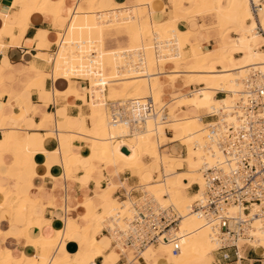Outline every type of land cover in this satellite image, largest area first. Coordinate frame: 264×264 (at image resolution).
<instances>
[{"label":"bare ground","instance_id":"bare-ground-1","mask_svg":"<svg viewBox=\"0 0 264 264\" xmlns=\"http://www.w3.org/2000/svg\"><path fill=\"white\" fill-rule=\"evenodd\" d=\"M104 1L111 3L107 10L100 7V0H78L74 8H71L72 4H68L69 0L16 1L23 7L17 14L23 39L30 18L35 13L53 16L54 27L57 29L64 28L66 24L64 33L56 35V54L45 52L48 49L42 53L45 61L52 65L51 70L46 72L32 64L33 70L38 77L51 75L54 83L68 85L77 82V79L89 81L92 89L91 100L87 97L88 88L82 90L84 87L81 89L78 82L77 95L84 105L90 107V113L86 115L81 112L77 119L67 121L64 120L67 117L65 108H60L57 113L50 112L38 126V130L45 131V135L37 148L26 134L17 130L5 131L3 139L0 140V170L7 171L4 157L8 155L13 158V165L20 167V171L30 173L26 185L28 189L33 186L32 180L44 173L54 174L56 178H73L79 181L73 173L81 168H74L69 157L70 149L74 151L75 143L81 142L80 151H74L76 159L81 162L85 160L89 164L81 171L91 177L97 187H102L100 179L106 178L105 168L102 170L99 163L104 166L113 164L115 168H111L114 174L109 176L120 174L123 168L128 167L134 175L142 178L139 168L143 164V158H147L152 161V167L147 172L150 178L145 183V191L154 195L161 204L173 206L182 217L178 230L182 250L175 255L167 242H161L157 246L146 247L138 256L144 264H215V251L218 248L215 234L203 218L192 212L193 204L200 193L195 191L191 194L189 189L194 185H199L202 189L201 169L205 163L213 162L212 157L205 153L204 147L208 129L217 120L205 122L204 118L232 112L234 101L244 91L243 79L247 73L253 70L264 71V4L258 16H255L249 0H171L167 15L172 17L159 23L154 20L153 0L151 5L142 4L144 0H134L133 5H128L127 1ZM197 9L205 10L210 13L208 15L213 14L215 19L220 20L214 27H207V31L218 34V41L212 48L202 47L198 43L192 48H186L182 56L178 55L187 40L195 37L200 41L206 33L203 23L190 26V18ZM111 12L117 14L112 19L109 16ZM143 12L146 14L143 15ZM99 13L100 18L97 15ZM8 21L9 16L0 14L2 24L6 25ZM107 27L127 30L132 47L129 52H142L146 62L144 70L143 67L139 70L129 69L125 74L119 75L118 69L113 77H104L103 41L84 45L78 38L83 34L104 33ZM173 36L179 50L173 53L167 50L158 52L154 46L155 38L169 39ZM2 46L0 45V51ZM50 46L47 39L45 47ZM4 73L5 70L1 68L0 76ZM115 77L120 85L123 82L122 86L112 85ZM143 84L149 86L148 91L143 89ZM166 84L178 91V96L168 102L163 101L162 88ZM196 86L199 89H191ZM60 92L58 87H54L55 94ZM221 93L225 97L218 98ZM125 98L149 103L152 113L163 112L165 109L168 117L166 120H162L161 116L155 120L150 119L144 130L130 133L127 126L110 121L107 105L108 100ZM84 119L90 121V128L82 125ZM52 121L56 123L55 128H51ZM168 132L172 134L170 137ZM126 136L128 137L125 139ZM48 143L54 147L47 149ZM52 157L60 159L55 162ZM23 164H30L38 171L24 168ZM116 186L108 183L101 195L102 201L109 208L99 212L91 203L88 204L89 222L85 227H76V231L81 234L80 252L71 255L65 249L66 242L78 240L75 232L69 229L72 227L70 222L63 221L62 228H57L53 235L40 233L48 223L42 217L35 216L37 210L44 209L43 203L0 185V209L12 210L15 219L23 215L36 217L33 229L26 226L14 237L25 239L37 252L36 255L23 254L17 258L11 250L1 249L0 264H90L88 255L94 259L103 257L104 264H111L108 256L112 252L118 255L117 263L120 259L118 247L113 246L111 237L102 233V225H111L112 218L117 213L127 214L132 209L133 201L129 197L119 206L118 198L113 196ZM231 211L238 213L241 210L233 207ZM255 220L258 242L254 247L259 256H262L264 264V232L260 231L258 219ZM1 232L0 229V235ZM5 235V239L12 237L10 232ZM50 250L58 252L55 251L50 257ZM126 258L127 264L139 263L138 257L132 251L126 254Z\"/></svg>","mask_w":264,"mask_h":264},{"label":"built area","instance_id":"built-area-1","mask_svg":"<svg viewBox=\"0 0 264 264\" xmlns=\"http://www.w3.org/2000/svg\"><path fill=\"white\" fill-rule=\"evenodd\" d=\"M249 1L253 14L258 16L264 0ZM97 15L100 18V13ZM115 15L114 12L109 14L111 19ZM154 46L158 52L179 50L174 36L169 39L156 37ZM57 50L58 44L55 43L49 53L55 55ZM121 60L119 75L129 69L143 67L141 51L125 52ZM83 81L90 88V82ZM243 87V93L233 103L232 112L204 118L217 120L208 129L204 147L213 162L205 163L201 169L202 189L199 185L189 189V192L195 190L200 193L192 212L203 218L215 234L218 246L215 264H242L246 256L241 254L245 255L246 248L255 251L254 246L258 242L255 218L260 224V231L264 232V71L248 72L243 79ZM87 97L91 100V94ZM107 105L110 121L127 126L130 133L144 130L150 119L161 116L162 120H166L168 117L165 109L152 113L149 103H140L132 98L108 100ZM134 192L138 196L132 209L125 215L117 213L111 225L102 231L112 238L113 246L118 247L120 259L116 264H127L126 254L130 251L138 257V264H144L138 256L139 252L161 242H167L172 253L177 255L182 250L178 235L182 220L180 214L173 206L161 204L143 186ZM233 207L241 211L233 213ZM260 262L262 256L257 261Z\"/></svg>","mask_w":264,"mask_h":264},{"label":"crops","instance_id":"crops-1","mask_svg":"<svg viewBox=\"0 0 264 264\" xmlns=\"http://www.w3.org/2000/svg\"><path fill=\"white\" fill-rule=\"evenodd\" d=\"M16 1L17 0H0V14L9 16V21L6 25L0 22V45H3L0 51V67L5 70L4 75L0 76V94L2 95V98H0V140L3 139L5 131L17 130L19 133L26 134L27 138L30 137L37 148L41 144V138L45 135V131L38 130V126L41 124L44 116L51 113H57L60 108H65L67 111V117L64 120L69 121L77 119L81 112L83 114L87 112L88 109L86 108V105L79 100L77 92L79 89L78 83L80 84L81 89L84 87L82 90H86L88 86L83 80H77L78 83L71 82L66 85L64 83H54L52 78H50L44 83L45 89L51 91L50 96L47 91L42 92L43 88H39L43 85L42 81L39 82V80L36 79L30 82L28 89L24 88L20 92H16L17 90L13 88V85H16V83L19 82H25L29 78V75L33 73L37 75L33 70L34 64L37 68L46 72L51 70V65L45 61L46 58L42 53L44 52L43 49L47 39H49L51 46L50 49L45 52L49 53V51L54 49V44L57 41L56 35L59 32V29L57 30V28L54 27L55 19L53 16L35 13L30 18L29 26L23 39L21 37L22 29L18 26L19 23H17L19 22L17 14L22 11L23 7ZM51 1L58 2L60 0ZM117 1L125 3L126 1L129 2L131 0ZM77 2L78 0H69L68 4H72L71 8H74ZM100 2L102 5L100 7L103 10H107L111 6V3L108 1L105 2L104 0H100ZM106 4L107 6H105ZM170 4L171 0H153L152 10L156 22L161 23L168 19V17L169 19L172 17L171 15H167V13L170 12ZM63 16L66 18V15ZM189 22L191 24L190 26L194 23H200L198 19H193ZM78 39L84 43V45H89L88 42L103 41V51L105 55L103 75L105 78H111L117 73L116 71H118V68L122 63V54L132 50L128 34L104 35V33H92L89 35L83 34ZM110 41L115 44L112 49L107 48L108 42ZM143 62L142 70L146 68V62L144 60ZM117 80L118 78L115 77L112 81L113 84L117 83ZM54 87H58L61 92L55 94ZM162 90L164 95L163 98L167 101L178 96V91L171 85H164ZM58 95L65 96V103H60V99H57ZM57 103L58 105H56ZM86 120L88 119L83 120V126ZM50 125L51 128H55V121H52ZM81 145V142H76L74 151H80ZM53 147L54 145L51 143L46 144L47 149H52ZM74 151L73 149H70V164L74 168H87L89 165L88 162L85 160L82 162L78 161ZM4 159L7 165V171L4 169L0 170V174L4 173L3 176H0V185L15 193L18 192L21 195H28L34 200H40L43 203L44 209L37 210L35 216L42 217L43 221H48V223L43 227V230H41L40 233L47 236L53 235L57 228H62L63 221L66 220V223L70 222L72 227H69V229L73 230V233L75 232L78 241H67L65 249L71 255L75 253L78 254L80 252L79 245L81 242V234L79 231H76V227H85L89 222L88 204L91 203L97 210L94 199L98 198L101 203V211L109 208V205L102 201L101 195L103 194L104 188L108 185V177H119L120 174L109 176L107 170H104L106 178L101 181V186L103 188H99L96 186L94 180L91 177L86 176L83 171H80L77 175L76 171L73 173L79 181H75L73 178H56L54 174L44 173L42 176H36L32 180V188L28 189L26 187L27 182L30 179V176L27 174L28 172L25 173L23 170L20 171V167L15 164L13 165L14 160L10 156L5 155ZM59 159V157H52V160L55 162ZM23 165L24 168L26 167L31 171H38V169L36 170V168L30 164ZM7 176H12L14 181L6 179ZM132 178L133 177L130 176L129 173L120 176L119 182H122L120 186L121 190L114 194V198L127 197L128 193L123 186V182H127V184L132 187L135 184ZM96 190L101 191V193L96 194ZM35 216L34 218H36ZM0 219L2 220L0 223V229L2 231L0 235V250L9 249L17 258L21 257L23 254L36 255V250L28 245L25 239H15L14 237V235H17L19 231L26 226L33 229L35 227V222L26 221L25 224L22 222L17 226H13V221H18L20 218L15 219L13 211L7 208L0 210ZM7 232H10L12 237L5 239V234ZM244 256H246V261H243L242 264H256L259 259V254L254 250L246 251ZM108 257L110 262H112L111 264H114L117 261L118 255L117 253L112 252L109 253ZM87 260L90 264H104L103 257L94 259L91 255H88Z\"/></svg>","mask_w":264,"mask_h":264},{"label":"rangeland","instance_id":"rangeland-1","mask_svg":"<svg viewBox=\"0 0 264 264\" xmlns=\"http://www.w3.org/2000/svg\"><path fill=\"white\" fill-rule=\"evenodd\" d=\"M75 1V0H74ZM148 2V3H147ZM128 3V2H127ZM133 3H135V1L134 0H131V1H129V3H128V5H133ZM144 3V5L146 4V5H149V3H150V5H151V0H144L143 2H142V4ZM146 9V8H145ZM203 12H206V13H203ZM196 13L198 14V15H196ZM201 13H203L202 15H201ZM146 13L145 12H143V15H145ZM208 14H210L209 12H207V11H203V10H198L197 9V11H195V14L194 15H192V17L190 18V20L192 21L193 19H198L199 20V22L202 24L203 23V25L205 24L206 25V27H205V25H204V29L206 30V31H204V33L205 34H203L202 35V38L200 39V41H198V39L197 38H190L189 40H187L186 41V43L187 44H185V47H183V48H181L180 49V54H178V55H181L182 56V54H183V52L186 50V48H192V47H194V45L196 46L198 43L199 44H201L202 45V47H208V48H212V46L213 45H215L216 43H217V41H218V34L216 33V32H210V31H207L208 29H207V27L208 28H212V27H214L215 26V24H217L220 20L219 19H215V17H214V15L212 16H210V15H208ZM106 29V31L104 32V35H106V34H114V35H125V34H127V30L126 29H111V27H107V28H105ZM58 30V29H57ZM62 30V32H58V33H64L63 31L65 30V25H64V28H62V29H59L58 31H61ZM215 30V29H214ZM232 35H234V33H232ZM90 44V43H89ZM115 46V44L113 43V42H108V45H107V48L108 49H112L113 47ZM49 50L50 49V47L49 48H47V47H44V51L45 50ZM176 55V54H175ZM51 65V64H50ZM52 66V65H51ZM52 68V67H51ZM168 68H170V66L168 67ZM42 78H45V79H42ZM51 77H44V76H42V77H38L36 74H31V75H29V78L25 81V82H23V83H16V85H13V88H15L17 91L16 92H20L22 89H24V88H27L28 89V87H29V85H30V82H32L33 80H39V82H41L42 81V86L41 87H39V88H43L42 89V92H45V91H47L48 93H49V95H50V93H51V91L50 90H46L45 89V87H44V83L46 82V80L47 79H50ZM42 79V80H41ZM112 85L113 86H119L120 84H119V82H117V83H114L113 84V82H112ZM123 85V82H121V85L120 86H122ZM33 86V85H32ZM119 86V87H120ZM36 87V86H35ZM38 87V86H37ZM90 87H91V83H90ZM199 89V87L198 86H196V87H191V89ZM143 89H145V90H147L148 91V89H149V86L147 85V84H143ZM91 88H88V91L86 92L87 94H90V92H91ZM51 96V95H50ZM218 98H223V97H225V94H219L218 96H217ZM0 98H2V95L0 94ZM57 99H60V103L61 104H63V103H65V96L64 95H58L57 96ZM125 99H127V98H125ZM111 101H113V100H111ZM163 101L164 102H168L167 100H165L164 98H163ZM86 108L88 109L87 110V112L86 113H84V114H86V115H88L89 113H90V107L88 106V105H86ZM215 119H211V118H208V119H204V121L205 122H209V121H214ZM84 127L85 128H90L91 127V124H90V121H88V120H86L85 121V123H84ZM169 135V137L172 135L171 133L170 134H168ZM151 163V164H150ZM102 164H100L99 163V167L103 170V168H105V170H107V172L109 173L108 175H110L111 173L112 174H114V171L112 170V168L111 167H113V168H115L114 166H113V164H106L105 166L104 165H102ZM120 166V165H119ZM118 166V167H119ZM121 167V166H120ZM148 167V168H147ZM149 167H152V161H150L149 159H147V158H143V164L141 165V167L139 168L140 169V172L143 174V177L142 178H139L137 175H134L133 174V171L132 170H128V167L127 168H123V172L122 173H120V176L122 175V174H125V173H127V172H129L130 174H131V176L133 177L132 179H133V181L135 182V184L132 186V187H130V186H127L128 184H127V182H123V186H124V188L127 190V193H128V195H127V197H125V198H118V202L120 203V205L119 206H122L121 204L124 202V200H127V199H129V197H130V199H131V201H135L136 200V198H137V196H138V194L136 193V192H134V191H136V190H138L139 188H140V186H143V188L145 187V183H147V182H149L147 179L148 178H150V175H147V172L149 171ZM33 170V169H32ZM151 170H152V168H151ZM24 171V170H23ZM35 171V170H34ZM81 171V169L80 170H78L77 171V173H76V175L79 173ZM119 172H121V171H119ZM84 173V172H83ZM29 176H30V173H27ZM4 175V173H2V174H0V176H3ZM120 176L119 177H108L109 178V182L108 183H111V184H116L118 187H120L121 186V184H122V182H119V178H120ZM6 179H8V180H10V181H14V178L11 176V177H9V176H7V178ZM103 179H105L104 177L103 178H101L100 179V182L103 180ZM116 186V188L113 190V196H114V194L117 192V191H119V190H121V188H118ZM99 188H102V187H99ZM118 188V189H117ZM133 188V189H132ZM129 189H131V190H129ZM195 192V190L193 191V192H191V194H193ZM101 193V191H98V190H96V194H100ZM161 196H164L163 194L161 195ZM116 198V197H115ZM132 202V203H133ZM94 203H95V205H96V207H97V210L98 211H101L100 209H101V203H100V201L98 200V198H95L94 199ZM1 210V209H0ZM26 221H28V222H31V221H36V218H34V217H29V216H26V215H23V216H21L20 217V219L18 220V221H16V220H14L13 221V223L12 224H14L13 226H17V225H19L20 223H22L23 222V224H25L26 223ZM104 227H106V226H103L102 225V230L104 229ZM103 234H105V233H103ZM106 235V234H105ZM112 239V238H111ZM113 241V240H112ZM111 250V249H110ZM246 250L248 251L249 250V248H246ZM58 252L57 250H50L49 251V253H48V256H52L53 254H55L56 252ZM216 255V254H215ZM112 263V262H111ZM142 263V262H141ZM256 264H263V262L261 263H256Z\"/></svg>","mask_w":264,"mask_h":264}]
</instances>
